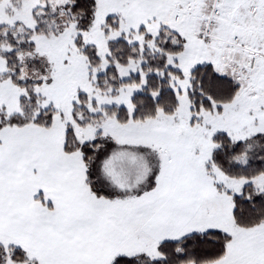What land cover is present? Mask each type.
<instances>
[{
  "label": "snow or ice",
  "instance_id": "obj_1",
  "mask_svg": "<svg viewBox=\"0 0 264 264\" xmlns=\"http://www.w3.org/2000/svg\"><path fill=\"white\" fill-rule=\"evenodd\" d=\"M0 264H264V0H0Z\"/></svg>",
  "mask_w": 264,
  "mask_h": 264
}]
</instances>
